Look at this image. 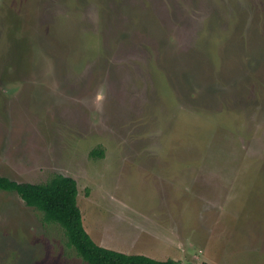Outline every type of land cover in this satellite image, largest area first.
Wrapping results in <instances>:
<instances>
[{
  "label": "rangeland",
  "instance_id": "obj_1",
  "mask_svg": "<svg viewBox=\"0 0 264 264\" xmlns=\"http://www.w3.org/2000/svg\"><path fill=\"white\" fill-rule=\"evenodd\" d=\"M55 173L100 245L264 264V0H0V175ZM67 241L0 190V264Z\"/></svg>",
  "mask_w": 264,
  "mask_h": 264
},
{
  "label": "trees",
  "instance_id": "obj_2",
  "mask_svg": "<svg viewBox=\"0 0 264 264\" xmlns=\"http://www.w3.org/2000/svg\"><path fill=\"white\" fill-rule=\"evenodd\" d=\"M98 153L93 151V154ZM0 190L17 192L27 206L43 213L46 222L60 225L68 239L67 244L74 247L87 264H207L175 258L159 260L96 243L84 227L78 204V183L73 177L55 173L43 183H21L0 175Z\"/></svg>",
  "mask_w": 264,
  "mask_h": 264
},
{
  "label": "clouds",
  "instance_id": "obj_3",
  "mask_svg": "<svg viewBox=\"0 0 264 264\" xmlns=\"http://www.w3.org/2000/svg\"><path fill=\"white\" fill-rule=\"evenodd\" d=\"M102 96H103L102 92L98 93V98H102Z\"/></svg>",
  "mask_w": 264,
  "mask_h": 264
}]
</instances>
